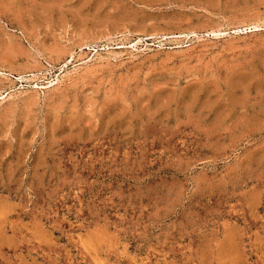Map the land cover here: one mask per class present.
Segmentation results:
<instances>
[{"label": "rangeland", "instance_id": "374dc122", "mask_svg": "<svg viewBox=\"0 0 264 264\" xmlns=\"http://www.w3.org/2000/svg\"><path fill=\"white\" fill-rule=\"evenodd\" d=\"M0 264H264V0H0Z\"/></svg>", "mask_w": 264, "mask_h": 264}, {"label": "bare ground", "instance_id": "6f19581e", "mask_svg": "<svg viewBox=\"0 0 264 264\" xmlns=\"http://www.w3.org/2000/svg\"><path fill=\"white\" fill-rule=\"evenodd\" d=\"M250 26H251V25H250ZM256 27H258V26L254 25V26H251L250 29H252V28L257 29ZM212 30H213V29H212ZM209 32H210V31H209ZM217 32H218V31H217ZM217 32H215V30L212 31V33H214V34H217ZM212 33H211V34H212ZM221 33H222V31H221ZM152 34H153V33H152ZM184 34H185V33H184ZM185 35H186V37H187L188 34H185ZM197 35H198V34H197ZM152 36H153V35H152ZM163 36H164V35H163ZM163 36H162V37H163ZM173 36H174V35H173ZM181 36H184V35H181ZM189 36H190V35H189ZM191 36H192V35H191ZM156 37H157V36H156ZM186 37H185V38H186ZM138 39H139V38H138ZM164 39H165V38H164ZM140 40H141V39H140ZM135 42H136V41H135ZM135 42H133V43H135ZM137 43H138V40H137ZM132 45H133V44H132ZM93 49H94V48H93ZM70 60H71V59H70ZM67 61H68V60H67Z\"/></svg>", "mask_w": 264, "mask_h": 264}]
</instances>
